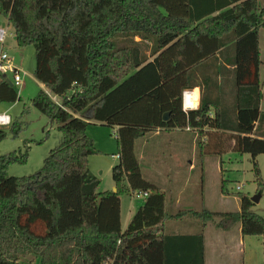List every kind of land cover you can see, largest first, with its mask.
I'll return each mask as SVG.
<instances>
[{"label":"trees","instance_id":"trees-1","mask_svg":"<svg viewBox=\"0 0 264 264\" xmlns=\"http://www.w3.org/2000/svg\"><path fill=\"white\" fill-rule=\"evenodd\" d=\"M0 15L20 48L35 47L34 76L46 91L32 105L63 135L32 175L8 174L27 152L0 156V264H31L20 260L31 254L39 264H206L203 230L163 232L169 220L186 215L219 216L221 229L239 226L243 236H264V217L251 211L246 195L239 211L171 216L165 192L144 177L135 151L136 140L151 131L187 127L199 133L203 150L201 130L216 129L217 151L231 146L249 153L264 185L257 164L264 154L258 0H0ZM224 51L233 53L235 81L243 86L231 126L218 107L212 116L217 101L205 93L197 110L185 112L182 104L183 91L200 82L198 67ZM18 100L19 90L0 80V103ZM91 121L117 128L115 191H98L91 171L89 158L99 154L88 135ZM6 134L0 127V142ZM128 190L148 196L124 230L121 196Z\"/></svg>","mask_w":264,"mask_h":264},{"label":"rangeland","instance_id":"rangeland-1","mask_svg":"<svg viewBox=\"0 0 264 264\" xmlns=\"http://www.w3.org/2000/svg\"><path fill=\"white\" fill-rule=\"evenodd\" d=\"M259 4L264 7V0H259ZM4 25L7 27L4 50L14 58L15 64L26 72V76L21 89H19L20 100L8 111L12 122L8 126H2L7 134L0 142V156L12 152L19 153L21 151L23 154L27 152L28 156L25 163L12 164L8 168L9 175L22 177L32 175L43 166L49 152L61 144L63 135L58 130L57 125H50L48 117L32 105V100L40 90L46 91L45 86L34 76L36 65L35 47L29 45L25 48H20L17 45L14 27L0 15V27ZM261 45L263 49L261 80L264 84V28L261 29ZM8 106H11V104L0 103V112L6 110ZM107 128L109 129V134L111 131L113 139H117L116 134L113 133L115 129L113 131V127L110 126ZM100 129L102 128L90 125L88 126V135L94 134L95 131H100ZM13 131H16V133H13ZM155 141L156 145L152 143L151 146H148L146 140L140 138L135 142V151L137 157L140 158L144 177L156 182L165 191L166 211L171 216L178 213V211H174V207L177 205L175 190L178 187L171 185V181L176 174L174 172L178 169V175L180 174L178 184H186L188 187L183 202L195 204L196 211H202L203 209L216 213L237 211L241 197L246 195L251 200L257 197V201H252L251 211L264 217V185L259 187L254 164L249 153L241 154L231 148V146L226 147L219 153L217 151V140L214 137L209 138L203 150L200 148L199 143H197V149L193 148L192 145H177L175 141L171 142L168 136L160 137ZM157 146L160 149L158 152L156 151L158 155L155 156L154 147ZM96 155L98 154L91 155L89 162L90 167L91 161L93 162L91 171L100 180L98 191H114L115 183L112 176V168L110 167L114 160L108 154L97 156V160L95 158ZM108 159L110 165L105 164ZM189 161H194L197 165L193 172L187 169ZM118 163L119 159L115 161L116 165ZM257 164L260 169L261 179L264 182V154L258 155ZM179 165L182 166L180 167ZM102 171L105 172L101 173ZM174 180L177 181L176 179ZM223 182L224 191L222 189ZM143 203L144 199H138L133 196L131 190L122 194L121 221L123 226L126 225V218L130 209L137 210ZM183 218V223L180 226L178 224L174 226V222H171L168 225L167 233H173L175 230L199 233L203 230L207 241V258L209 259L216 237L224 232L218 225L220 217L202 215L199 218H195L194 216L186 215ZM173 220L178 219L173 218ZM166 225L164 227H167ZM232 229L231 241L235 240V236L238 233L237 226ZM246 238L247 253L245 257L247 264H260V258L263 257L264 259V253L259 248L258 236H246ZM20 260L26 263L39 264V258L33 254L20 257ZM262 264H264V261Z\"/></svg>","mask_w":264,"mask_h":264},{"label":"crops","instance_id":"crops-1","mask_svg":"<svg viewBox=\"0 0 264 264\" xmlns=\"http://www.w3.org/2000/svg\"><path fill=\"white\" fill-rule=\"evenodd\" d=\"M258 2H259V0H258ZM259 37H260V58H261V61L263 64V49H262V45H261V29L259 30ZM219 53H217V56H216L217 61L215 60V57L214 58H208L206 60L204 66L201 65L200 67H198L199 71L195 72L196 78L194 80H197V78H199L200 82H198L197 85L194 86V88H187L183 91V101H184V92L189 91L190 95H191V97L189 99H191L192 105L189 107L188 111L197 110L200 107L202 95H204V93H205L207 95V98H209L211 96L212 98L208 99L209 102L212 99H213V101H215V100L217 101L216 106L210 105L212 116H214L216 114V108L218 107L221 110V112H224L226 114L225 121L227 122V125L231 126L232 124L235 123L237 113H238L237 94H238V91L240 90L239 88H241L243 86L237 85L236 81H235V68H236V66L233 64V53L232 52L228 53V51H224V54H222V55H220ZM262 64H261V66H262ZM261 66H260V80H261ZM192 70H196V68H194ZM203 75H205V79L207 82L206 85L203 84V82H202ZM261 83H262V87H261L262 98H261V102H260V109L264 112V84H263L262 80H261ZM183 101H182V104L184 105ZM14 105H15V103L11 104V106H8L7 109L4 110L3 112H0V114H2V113L8 114V111ZM183 110L185 111L184 108H183ZM10 118H11V116H10ZM11 122H12V119H11ZM49 123H50V121H49ZM50 125H51V123H50ZM90 125L96 126V128H102V129H100V131L97 130L94 132V134L91 133V135H89V136L94 140L95 146H96L95 148L101 154H105V155L108 154L109 157L111 155V158L114 160L112 162L113 164L110 165L109 159H108V161H106L105 164L110 165V167L113 169V167L116 165L115 161L119 159V162H120V157L118 156L119 153L117 154V152H119L118 140L113 139V137L111 135V131L109 134V129L107 128L109 126L107 124L91 121ZM103 128H106V129L103 130ZM114 129H117V128H113V131H114ZM201 131L203 132L201 141L208 142L209 138L214 136V133L216 131H219V130L212 129V128H204ZM226 132L227 133H233L234 135L237 134L235 132H231L228 130ZM163 136H168V138H170L171 142L175 141V144H177V145H184V144L185 145H192L193 148L197 149V143L199 141L200 135L197 131H195L191 128H188V127L187 128H176V129H156V130L151 131V132L147 133L146 135L142 136L141 139L144 138L146 140L147 145L151 146L152 143L154 145H156L155 140L160 138V137H163ZM251 136L257 137V138H262V137L256 136L254 133L251 134ZM137 140H136V142H137ZM154 148H155L154 154H155V156H157L158 155L157 152L159 151L160 147L157 146ZM100 155L99 154L96 155L95 158L98 160L97 156H100ZM138 159H140V158H138ZM139 162H140V160H139ZM92 165H93V162L91 161V167L90 168H93ZM140 165H141V163H140ZM179 166L181 167L182 165H179ZM141 168H142V166H141ZM196 168H197L196 163L194 161H189V166L187 168L188 171L193 172ZM178 171H179L178 169H177V171L175 170V172H174V174L176 173L175 177L171 181V185L178 187L175 190L176 194H177V199H176L177 205L174 207V211L189 210V209L196 210L197 208L194 206L195 204H191V203L187 204V203L183 202V200L185 198L184 195H185V192H186L188 187L186 184H182V185L178 184V182H179L178 178L180 176V174L178 175ZM104 172L105 171H102L101 173H104ZM174 179H176L177 181H175ZM150 182L156 184V182H153V181H150ZM156 185H158V184H156ZM159 187L161 188V186H159ZM115 190H116V186L114 185V191ZM240 208H241V204H240L237 211H239ZM136 211L137 210H134V209L131 210L130 209L128 216L126 218V223H125L126 225L123 226V224H122V227L124 230L127 228L132 216L134 215V213ZM183 219L184 218H181L178 220H171L170 222H167L166 223L167 225L165 224L167 227H164V231H163L164 234H171V235L195 234V232H192V233L179 232L178 230H175L173 233H167L168 225L171 222H174V226H175V224L176 225L178 224L180 226V224L183 223ZM232 230L233 229H228V230L223 229L224 232H222L221 235L216 237V240L214 241V248H213V251H211V255H210L209 259L207 258V255H208L207 241H206V237H205V241H206V243H205L206 244V264H208V260H209V264H247L246 257H245L246 253H247V249H246L247 238H246V236L242 235L240 227L237 226V230H238L237 236H235V240L233 239L231 241ZM258 238L259 239H257V240H258L259 248L264 253V236H258ZM238 250H239V252H238ZM263 261H264L263 257L260 258V264H262Z\"/></svg>","mask_w":264,"mask_h":264},{"label":"built area","instance_id":"built-area-1","mask_svg":"<svg viewBox=\"0 0 264 264\" xmlns=\"http://www.w3.org/2000/svg\"><path fill=\"white\" fill-rule=\"evenodd\" d=\"M7 36V27L4 25L3 27H0V80L4 79H10L13 83V86H15L18 90L21 89L23 83H24V77L26 76V72L19 66H17L14 62V58H12L5 50V40ZM50 97L58 102V97L55 95H52L51 93L47 92ZM191 97L190 92L186 91L184 92V105L183 108L185 109V112L188 111L191 104ZM11 124V118L8 114L2 113L0 114V127L2 126H8ZM189 128V127H188ZM117 135V130L115 129L114 132ZM120 157V155H118ZM133 196L136 198H146L148 196L147 192L142 191H134Z\"/></svg>","mask_w":264,"mask_h":264},{"label":"water","instance_id":"water-1","mask_svg":"<svg viewBox=\"0 0 264 264\" xmlns=\"http://www.w3.org/2000/svg\"><path fill=\"white\" fill-rule=\"evenodd\" d=\"M6 82L10 85L13 86V83L10 79H7ZM169 119V113H165L164 115V120H168ZM252 201H257V197L252 198Z\"/></svg>","mask_w":264,"mask_h":264},{"label":"bare ground","instance_id":"bare-ground-1","mask_svg":"<svg viewBox=\"0 0 264 264\" xmlns=\"http://www.w3.org/2000/svg\"><path fill=\"white\" fill-rule=\"evenodd\" d=\"M195 97V96H194Z\"/></svg>","mask_w":264,"mask_h":264}]
</instances>
